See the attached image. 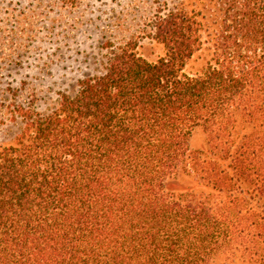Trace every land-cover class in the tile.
I'll list each match as a JSON object with an SVG mask.
<instances>
[{"label":"trees","instance_id":"16d2710c","mask_svg":"<svg viewBox=\"0 0 264 264\" xmlns=\"http://www.w3.org/2000/svg\"><path fill=\"white\" fill-rule=\"evenodd\" d=\"M152 39L157 62L130 42L46 113L14 106L0 264H264V0L185 1ZM181 175L206 192H172Z\"/></svg>","mask_w":264,"mask_h":264},{"label":"rangeland","instance_id":"374dc122","mask_svg":"<svg viewBox=\"0 0 264 264\" xmlns=\"http://www.w3.org/2000/svg\"><path fill=\"white\" fill-rule=\"evenodd\" d=\"M185 1L200 8L208 0H0V141L17 132L14 106L32 104L46 113L101 70L108 49L134 42L149 62L163 58L166 48L152 39L153 23ZM207 61L200 53L186 71L196 73ZM190 148L207 151L208 134L196 129ZM169 187L176 194L206 192L186 175ZM213 264L243 263L220 257Z\"/></svg>","mask_w":264,"mask_h":264}]
</instances>
